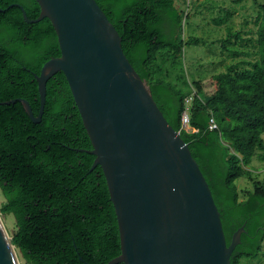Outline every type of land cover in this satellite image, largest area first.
I'll return each mask as SVG.
<instances>
[{"label": "trees", "instance_id": "16d2710c", "mask_svg": "<svg viewBox=\"0 0 264 264\" xmlns=\"http://www.w3.org/2000/svg\"><path fill=\"white\" fill-rule=\"evenodd\" d=\"M174 1L95 0L118 32L126 58L198 164L227 245L243 227L230 264L256 260L264 253V185L253 183L239 199L234 182L248 174L243 167L255 149L264 164V5L257 14L258 60L213 75L207 91L195 82L191 131L186 132L181 129L185 94L161 79L150 80L158 52L169 51L173 63L182 54L181 16ZM11 4L21 5L28 19L39 15L34 0H0V102L24 99L37 116L34 74L60 55L57 38L48 19L29 24ZM227 37L241 40L230 31ZM210 119L217 129H209ZM91 149L61 72L46 82L40 123L30 120L20 102L0 105V213L13 217L11 242L26 264H106L120 254L114 209L101 168H92Z\"/></svg>", "mask_w": 264, "mask_h": 264}, {"label": "water", "instance_id": "95a60500", "mask_svg": "<svg viewBox=\"0 0 264 264\" xmlns=\"http://www.w3.org/2000/svg\"><path fill=\"white\" fill-rule=\"evenodd\" d=\"M48 19L60 55L34 74L41 121L46 82L61 72L90 140L92 168L102 170L117 222L120 254L106 264H230L243 227L227 245L220 214L187 144L154 102L95 0H34ZM1 10V9H0ZM0 264H19L0 221Z\"/></svg>", "mask_w": 264, "mask_h": 264}, {"label": "rangeland", "instance_id": "374dc122", "mask_svg": "<svg viewBox=\"0 0 264 264\" xmlns=\"http://www.w3.org/2000/svg\"><path fill=\"white\" fill-rule=\"evenodd\" d=\"M259 5H264V0H175L174 7L181 16L177 37L183 43L182 54L173 63L169 51L158 52L150 80L158 78L181 90L185 104L186 100H192L195 82H200L207 91L212 88L211 77L225 72L229 66L251 67L258 60L255 38ZM228 31L238 33L241 40L228 38ZM228 39L231 44L225 42ZM186 41L190 45L185 46ZM261 138L264 141V134ZM259 154L255 149L251 162L243 167L248 174L234 182L239 199L252 191L253 183L264 185V164ZM3 202L0 190V206ZM0 221L8 238H12L16 230L13 217L0 213ZM15 251L18 263L26 264L19 251ZM240 264H264V253L252 261L241 258Z\"/></svg>", "mask_w": 264, "mask_h": 264}, {"label": "built area", "instance_id": "2783aa9c", "mask_svg": "<svg viewBox=\"0 0 264 264\" xmlns=\"http://www.w3.org/2000/svg\"><path fill=\"white\" fill-rule=\"evenodd\" d=\"M189 106H190V102L186 100L184 104V111L181 114V129H183L186 132L191 131V128L189 126ZM209 129L210 130L217 129V126L213 119H210L209 121Z\"/></svg>", "mask_w": 264, "mask_h": 264}, {"label": "bare ground", "instance_id": "6f19581e", "mask_svg": "<svg viewBox=\"0 0 264 264\" xmlns=\"http://www.w3.org/2000/svg\"><path fill=\"white\" fill-rule=\"evenodd\" d=\"M7 237H8V236H7ZM14 253H15V256H17V255H16V251H15V249H14Z\"/></svg>", "mask_w": 264, "mask_h": 264}, {"label": "flooded vegetation", "instance_id": "af4514ba", "mask_svg": "<svg viewBox=\"0 0 264 264\" xmlns=\"http://www.w3.org/2000/svg\"><path fill=\"white\" fill-rule=\"evenodd\" d=\"M12 5V4H11Z\"/></svg>", "mask_w": 264, "mask_h": 264}]
</instances>
